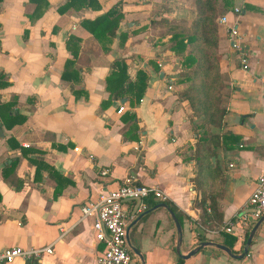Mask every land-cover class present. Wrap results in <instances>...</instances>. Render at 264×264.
<instances>
[{"label":"crops","instance_id":"1","mask_svg":"<svg viewBox=\"0 0 264 264\" xmlns=\"http://www.w3.org/2000/svg\"><path fill=\"white\" fill-rule=\"evenodd\" d=\"M147 1L97 0V8L64 12L58 9L67 0H47L38 9L30 0L0 2V251L53 245L52 254L38 261L0 264H96L104 244L95 239V217L81 218L80 208L126 182L157 187L167 197L150 194L135 213L136 201L123 203L130 264H176L204 242L200 237L242 253L258 220L248 198L264 173V0H230V11L221 16L225 22L219 19L218 67L234 88L223 126L213 130L225 135L224 148L199 187L190 158L196 143L192 110L177 94L187 85L176 82L180 56L167 47L170 35L160 39L159 31L154 37L160 28L151 25L161 17L188 25L193 0L190 17L182 20L171 10L158 11L161 0ZM113 6L122 18L104 50L82 21ZM231 26L247 69L232 45ZM121 33L127 35L123 43ZM125 83L127 91L116 98ZM203 193L218 206L215 215L208 208L207 221L195 205ZM167 202L181 213L179 251ZM60 227L67 230L61 238ZM226 236L235 238L231 247ZM183 260L264 264V221L242 258L207 245Z\"/></svg>","mask_w":264,"mask_h":264},{"label":"trees","instance_id":"2","mask_svg":"<svg viewBox=\"0 0 264 264\" xmlns=\"http://www.w3.org/2000/svg\"><path fill=\"white\" fill-rule=\"evenodd\" d=\"M30 1L36 2V9L39 8L41 2L42 5H47V0ZM230 4V0H193V17L185 26L170 24L165 17L151 20V25L162 29L159 33L160 39L170 35L167 47L180 56L182 70L178 73L176 82L187 83V85L177 90V94L179 98L188 101L192 110L190 125L195 134L196 143L190 158L195 162L194 181L197 187L202 183L206 170L211 169L212 160L215 163L219 161L220 150L224 148L225 135L213 130H219L223 126L224 116L228 112V101L234 87L228 76L219 71L216 50L219 40V19L230 11ZM98 6L97 0H67L58 10L64 12L68 8H97ZM157 6L159 7L158 11H169L164 2ZM121 18L122 15L118 7L113 6L95 19L82 21V23L98 40L102 48L108 50L106 43L112 41ZM120 37H122L123 43L127 35L121 33ZM120 68L122 67L120 66ZM129 84L125 83L119 87L113 93L114 96L116 98L122 96L127 91ZM140 95L141 92L138 97ZM9 105L4 104L3 106L8 107ZM15 164L16 160L11 165ZM35 165L36 171L41 170L40 162ZM2 174L4 178H8L6 172L3 171ZM207 200H209L208 204H206ZM167 203L180 221L181 213L173 204ZM195 205L201 209V217L204 221L210 220V214L215 215V210L218 207L217 201L204 193L199 201L195 202ZM208 208L212 213H207ZM247 236L248 232L244 240ZM205 239V237H200L201 241H205ZM234 240V237L226 236L224 243L231 247ZM176 264H184V260L178 259Z\"/></svg>","mask_w":264,"mask_h":264},{"label":"built area","instance_id":"3","mask_svg":"<svg viewBox=\"0 0 264 264\" xmlns=\"http://www.w3.org/2000/svg\"><path fill=\"white\" fill-rule=\"evenodd\" d=\"M239 12V9H235ZM221 23L225 22V17H221ZM229 34L232 37V45L235 50L241 53V66L244 69L248 67L247 58L244 56L243 48L239 44L238 31L235 26L229 28ZM153 194L161 200H166V195L157 187H147L144 185H134L126 182L118 188L106 191L99 197L81 206V218L94 216L92 229L95 233V239L98 242H103L104 249L96 258V264H130L131 253L127 244V225L129 213L124 207L125 200H133L140 198L138 210L145 208L142 202L143 198ZM248 204L252 208L251 216L257 220L264 214V173L258 176L256 187L251 192L248 198ZM246 223L247 217H243ZM227 232H232V229L225 228ZM67 232L66 229L60 227L61 238ZM52 243L42 247L23 248V247H8L0 251V262H11L16 258L40 260L44 255L52 254Z\"/></svg>","mask_w":264,"mask_h":264},{"label":"water","instance_id":"4","mask_svg":"<svg viewBox=\"0 0 264 264\" xmlns=\"http://www.w3.org/2000/svg\"><path fill=\"white\" fill-rule=\"evenodd\" d=\"M127 201V200H125ZM124 201V202H125ZM136 201V207L134 209V213L137 211L138 207H139V204L141 203V199L140 198H137L135 199ZM160 206H163V207H166L167 205L162 203L160 204ZM170 212V215L172 216L173 218V221L175 223V226H176V230H177V234H178V245H177V251H179V246L182 242V230H181V225L180 223L178 222L174 212L172 211H169ZM264 221V214L254 223V225L252 226V228L250 229L249 233H248V237H247V240L245 242V245H244V248H243V251L242 253L240 254H234L230 248L226 247L225 245L223 244H220V243H214V242H210V241H204V242H201L197 247H195L194 249H192L191 251H189L186 255H180L181 258L183 259H186L188 257H190L191 255L195 254L197 251H199L202 247L204 246H207V245H212V246H215L216 248L218 249H221L222 251H224L226 254H228L230 257H233V258H236V259H239V258H242L244 257L247 253H248V247L249 245L251 244L252 242V239H253V236L256 232V230L258 229V227L260 226V224ZM137 254L138 252L136 250H134Z\"/></svg>","mask_w":264,"mask_h":264},{"label":"rangeland","instance_id":"5","mask_svg":"<svg viewBox=\"0 0 264 264\" xmlns=\"http://www.w3.org/2000/svg\"><path fill=\"white\" fill-rule=\"evenodd\" d=\"M161 2L167 3L166 7L172 11L171 15L173 18L177 20H182L184 18L188 19L190 17V12H188L191 7L190 0H161ZM147 3L152 4L150 0L147 1ZM159 31L161 32V29L154 31V37L159 33Z\"/></svg>","mask_w":264,"mask_h":264}]
</instances>
